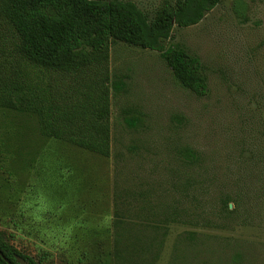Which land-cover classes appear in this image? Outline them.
<instances>
[{
	"label": "rangeland",
	"instance_id": "1",
	"mask_svg": "<svg viewBox=\"0 0 264 264\" xmlns=\"http://www.w3.org/2000/svg\"><path fill=\"white\" fill-rule=\"evenodd\" d=\"M131 1L149 17L163 2ZM14 41L0 18L10 55ZM163 44L199 57L207 91L181 86L157 50L111 42L110 77L124 87L110 90L108 158L44 139L34 115L0 108V230L39 264H113L118 189L159 211L183 209L184 223L161 229L154 264H264V0H220ZM187 148L198 154L192 170L181 161Z\"/></svg>",
	"mask_w": 264,
	"mask_h": 264
},
{
	"label": "trees",
	"instance_id": "2",
	"mask_svg": "<svg viewBox=\"0 0 264 264\" xmlns=\"http://www.w3.org/2000/svg\"><path fill=\"white\" fill-rule=\"evenodd\" d=\"M219 2L163 0L149 17L131 0H0V18L12 29L15 40L11 55L0 46V108L34 115L44 139H57L108 158L110 90L124 87L121 80L110 77V43L157 50L180 85L202 96L207 78L199 57L178 44L165 47L163 42L175 27L198 23ZM28 66L56 72L62 82L44 83L30 75ZM198 160L193 149L181 153L188 170ZM188 172L183 187L192 183V172ZM142 197L135 189L114 192L113 264H154L165 235L161 229L166 223L185 222L182 208L159 211ZM222 203L229 212L228 201ZM228 223L223 219L218 224ZM0 251L11 264H21L18 258L25 264H39L10 243L3 230ZM0 264H7L1 255Z\"/></svg>",
	"mask_w": 264,
	"mask_h": 264
},
{
	"label": "water",
	"instance_id": "3",
	"mask_svg": "<svg viewBox=\"0 0 264 264\" xmlns=\"http://www.w3.org/2000/svg\"><path fill=\"white\" fill-rule=\"evenodd\" d=\"M0 255L1 257L4 259V261L7 263V264H11V262L2 254V252L0 251ZM19 262L21 264H25L24 260H22L21 258H18Z\"/></svg>",
	"mask_w": 264,
	"mask_h": 264
}]
</instances>
